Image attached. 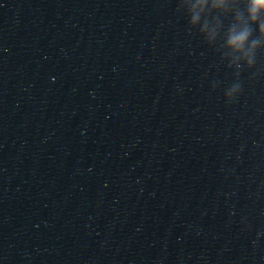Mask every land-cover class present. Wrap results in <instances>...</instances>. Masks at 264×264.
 <instances>
[{"label":"water","instance_id":"obj_1","mask_svg":"<svg viewBox=\"0 0 264 264\" xmlns=\"http://www.w3.org/2000/svg\"><path fill=\"white\" fill-rule=\"evenodd\" d=\"M177 7L0 0V264H264V52Z\"/></svg>","mask_w":264,"mask_h":264},{"label":"clouds","instance_id":"obj_2","mask_svg":"<svg viewBox=\"0 0 264 264\" xmlns=\"http://www.w3.org/2000/svg\"><path fill=\"white\" fill-rule=\"evenodd\" d=\"M177 11L187 16L189 32L198 30L221 63L235 70V82L225 92L226 102L233 103L242 93V70H253L258 52H264V0H178Z\"/></svg>","mask_w":264,"mask_h":264}]
</instances>
